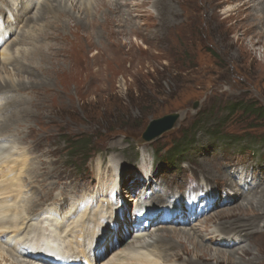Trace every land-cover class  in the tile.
I'll return each instance as SVG.
<instances>
[{"label": "rangeland", "instance_id": "374dc122", "mask_svg": "<svg viewBox=\"0 0 264 264\" xmlns=\"http://www.w3.org/2000/svg\"><path fill=\"white\" fill-rule=\"evenodd\" d=\"M64 1L74 18L62 22L48 14L35 25L44 22L46 28L54 29L53 35L40 33L31 24L35 21L28 26L19 23L6 42L8 45L17 40L24 31L23 43L10 51H30L37 40L64 39L50 42L42 51L48 59L38 66L43 73L36 72L32 78L20 75L19 68L3 63L1 54L5 49L0 48L3 81L12 78L16 85L24 82L27 87L26 91L0 95V143L10 142L9 149L0 150V162L17 158L30 165L23 171L25 194L18 200L21 216L30 215L25 211L27 199L32 197L34 203H39L48 188L49 193L51 188L53 192L45 197L46 202L36 209L34 216L43 210L59 209V199L65 193L76 201L96 197L104 187L113 184V166H117L115 171L126 184L134 177L140 183L148 171L146 167L153 165L155 189L160 193L167 189L171 193L169 200L174 195L184 196V190L197 186L222 199L235 196L233 191L249 192L242 201L238 197L239 202L233 204L232 200L217 203L218 207L194 223L188 224L185 217L187 224L157 225L156 229L144 232L161 234L158 228L170 227L193 234L203 226L205 229L201 230L219 227L240 237L239 244L226 243L231 244V249L224 245L221 251L217 250L218 244H211L213 240L208 235L204 246L196 237L190 242L170 239L179 248V260L173 264H264V215H259L257 204L261 198L264 204V197H251L264 189V161L259 160L264 159V150L254 158L241 157L237 149L223 151L222 142H214L208 133L216 122L228 116L226 105L255 102L264 107V0H92L88 6H80L81 0ZM126 2L124 10L132 12L123 14L124 19L120 20L116 6ZM35 13L37 10L32 9L20 17L33 18ZM8 22L9 16L0 14V24L7 28ZM91 25H97L96 30L90 31ZM30 35L37 36L32 37L35 42L29 40ZM6 54L12 55L9 51ZM1 90L8 88L0 85ZM12 98L21 102V109L32 110L34 118H22L19 125L6 126L5 118L14 109L10 113L2 111ZM29 104L31 109L26 108ZM172 113L180 114L173 130L154 142L140 143L147 125ZM239 116L241 111L225 121L228 124L222 129L226 133L244 131L236 120ZM29 128L34 134L28 132ZM183 133L196 136L194 144L185 149L183 159H178L183 163L179 168L176 158L170 162L165 154ZM252 133L264 135V124ZM82 138H91L94 146L89 162L79 167L82 158L71 160L68 154L73 142ZM35 143L38 146L34 148ZM158 150L162 151L159 157L155 156ZM40 161L51 163V178L42 179L47 181L44 185L33 183L35 177L30 172ZM204 170L210 174L205 175ZM99 175L104 179L101 186L97 183ZM134 186L137 184L131 185ZM247 198L254 199L252 204H247ZM131 199L133 196L124 198L128 209L133 208ZM251 213L260 219L253 218ZM239 230H246L249 236ZM133 241L129 238L120 246ZM202 250H208L210 256H204ZM10 261L29 263L14 257ZM11 263H5L0 255V264Z\"/></svg>", "mask_w": 264, "mask_h": 264}, {"label": "bare ground", "instance_id": "6f19581e", "mask_svg": "<svg viewBox=\"0 0 264 264\" xmlns=\"http://www.w3.org/2000/svg\"><path fill=\"white\" fill-rule=\"evenodd\" d=\"M91 1L92 0H81V2L79 1V4L80 6H82V4L84 6H88L90 5ZM253 1L255 0L250 1V3ZM0 2V14L9 16L7 28L0 24V30H2V34L0 33L1 36L11 33L14 34L13 32L15 29H17V25L19 23H24L26 26H28L29 23L33 21L35 22L31 24H34V28H39L40 33L45 31L47 34L53 35V28H46L47 26L44 24V22L39 23L38 27H35L37 24L36 22H42L48 14H50L54 20L59 19L62 22H66L70 20L72 15L66 9L64 0H44L43 2H40V0H0ZM74 2H71L73 6L75 5ZM127 6L128 2L125 4H117L116 7L117 11L119 12H116L119 14L120 20L123 17V14L128 15L130 12H132V9H125L126 11L124 10V8ZM32 9L37 10V13H35L33 18H31L32 16L27 19L20 17L21 14L24 12H30ZM72 18H74V16ZM116 18L118 19V17ZM131 24L132 21L130 20L129 26ZM96 28L97 25H91L90 31L96 30ZM130 28H132V25ZM23 36H26L24 31L18 36L17 40L12 41L8 45L6 43L4 46H2L5 49V51L1 54L3 56L2 61L4 64H7L13 68H19L21 72L19 73L20 75H26L28 78H32L35 76L36 72L41 74L42 71L40 72V68L38 66L41 64L42 60H45V58L47 59V56L44 52L50 45V42L55 41V43H59L64 39L61 37H55L41 41L37 40V43L35 44L36 48L33 47V49L30 51H10V49H13L17 45L23 43L22 41L25 39ZM32 37L37 36H29V40L35 42L34 38ZM41 47H43V50L39 49ZM6 50L11 52L12 55L6 54L8 53ZM16 54H18L19 57L14 56ZM0 85L1 88H8V90H1L0 95H3L4 92L27 90L24 82L16 85L12 78L10 81H3L1 74ZM12 87L14 89H11ZM5 95L6 94H4V96ZM36 96L37 92L35 93V97ZM12 99L13 100L11 102H7V109L5 110L4 108V111H2L4 113H10L9 110L12 108L14 109L12 114L6 116L5 118V120H8L6 126L19 125V121L22 118H27L28 121L34 118L32 110L27 112L26 110L21 109V102H18V99ZM18 108L20 109L17 110ZM26 108L31 109L32 107L29 104ZM28 132L34 134L32 128H29ZM9 143H0V150L3 148L9 149ZM37 146V143L33 145L34 148ZM50 164L51 163L48 162H45L44 164V161H40L38 166H32L30 172L31 175L35 177V181L33 183L38 182L41 185H44L47 181L42 182V179L47 180V177L51 178L48 168ZM27 165L28 163L23 162V160L19 161L17 158L4 163L0 162V255L5 263H11L10 258L14 257L17 259L23 258L28 260L29 263L27 264H48L46 261L38 259L33 255L38 252L36 254L46 253L53 255L54 257L56 256L58 259L61 258L63 262H60V264H173V262L179 260V258H177V252L179 251V248L177 247L178 244H172L170 239H176L178 241H180L179 239L186 241L189 240L190 242V240L193 241V239L196 237L200 241L198 242L204 246L206 245L205 236L208 235V238L213 240L211 244L216 245L218 243L219 245L217 246V250H220V247L222 246L220 244L228 242L227 238L229 239L231 236L232 231L225 233L219 229V227H216L218 230L207 227L206 229L208 230H201L205 229L203 226L201 229L199 228L197 231H193V234L184 231L185 229H176L170 227H161L160 230L158 228V232L161 234L152 232L149 235H144L139 231L140 234L133 236L132 234H134V232H131L130 230L129 233H126L125 226L130 228V226L127 224L129 219L126 216V212H123L122 214L118 213L116 209H118L119 204L116 205L117 202L115 203L113 200L116 195L113 197L110 192V189L114 188L113 191L116 193L115 182L117 181L118 173H116L115 170H117V166H113V173L110 175L112 178L111 181L114 183V185L112 186V184H109L107 188L104 187L102 189L103 192H98L96 197L90 200L84 198L81 201H76V199H70L68 194L65 193L62 195L65 197L59 199V202H61L58 207L59 209L55 208L51 210H43L38 215L34 216L33 213L36 211V209L46 202L45 197H49L52 194L53 188H51L50 193L48 188L46 189L45 194L40 197V204L37 202L34 203L32 197L27 199L25 211H28L30 215L26 218H23L20 214L21 212L19 209L20 206L18 200L22 198L23 194H25L23 191L25 184L22 177L24 173L23 171H26ZM204 173L205 175L210 174L206 170H204ZM99 176L100 177H97V183L99 186H101L100 184L104 181V179L101 177V175ZM219 177L222 178L220 174ZM210 181L219 183L218 181L214 180ZM232 186L233 185L230 187ZM233 192H235V196H230L227 194L228 200H232L231 204L239 202V200L242 201L248 196L249 193L248 192L247 194H244V192H238V190ZM262 196L264 197V189L259 192L257 191L251 197L259 198ZM163 197L166 198L167 195H156L152 200L162 202ZM252 200L254 201V199H248L247 204H252ZM261 200L262 198L260 199V202H257L260 209L259 215H264V204L261 202ZM134 202L137 204V200ZM182 215L183 213H181V216ZM252 215L255 216L253 218L260 219V216L257 214ZM221 216L223 218V215ZM234 229L236 230V227ZM240 232L243 233L244 236H249V233H247L246 230H242ZM241 233L240 235H242ZM114 237H117L118 243H113ZM129 238L134 239V241L129 245H123L124 247L121 248L122 246H120V244L122 242L124 244ZM232 241L235 240H231V242ZM234 244L236 245V241ZM209 245L210 244H208V246ZM236 247L235 249H237ZM229 249H231V247ZM61 253L64 256L60 255ZM108 253H111L109 257L104 258ZM202 253L204 256H210L211 254L208 250H202ZM216 255L221 256V253H216ZM221 260L223 262V259ZM22 263L23 262H13V264Z\"/></svg>", "mask_w": 264, "mask_h": 264}, {"label": "trees", "instance_id": "16d2710c", "mask_svg": "<svg viewBox=\"0 0 264 264\" xmlns=\"http://www.w3.org/2000/svg\"><path fill=\"white\" fill-rule=\"evenodd\" d=\"M213 53V52H212ZM224 110L228 112V116L225 120H220L212 126V130L209 129L208 133L210 138L215 142H222V147L225 150L237 149L238 154L245 156L247 154L255 155L256 149H259L261 145L264 144V135L257 136L251 134V131L260 127L264 124V107L260 106L258 103H233L224 106ZM241 116L236 118L243 126L244 131L241 133H226L224 125L228 123L225 121H230L232 116L236 113H240ZM196 135H190L183 133L181 137L173 143L171 148L166 152V158L172 160L176 158V162L179 163L178 159H181L185 154V149L189 144H194L193 137ZM92 138V137H91ZM82 138L78 141L73 142L71 150L68 155H71V160L78 157L82 158L81 165L79 167H84L90 160L91 149L94 146L92 139ZM99 153V152H98ZM156 155H161L162 151H155Z\"/></svg>", "mask_w": 264, "mask_h": 264}, {"label": "water", "instance_id": "95a60500", "mask_svg": "<svg viewBox=\"0 0 264 264\" xmlns=\"http://www.w3.org/2000/svg\"><path fill=\"white\" fill-rule=\"evenodd\" d=\"M198 104H195V108L197 109ZM178 113H173L170 115H166L163 118L156 119L152 121L145 133L142 136V139L140 140V143H150L162 135L170 132L171 130L174 129L176 126L180 116Z\"/></svg>", "mask_w": 264, "mask_h": 264}]
</instances>
